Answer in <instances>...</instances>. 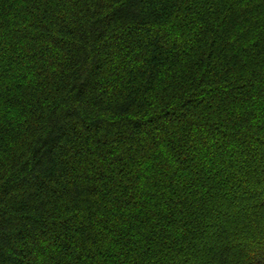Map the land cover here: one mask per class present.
I'll list each match as a JSON object with an SVG mask.
<instances>
[{
	"label": "trees",
	"instance_id": "trees-1",
	"mask_svg": "<svg viewBox=\"0 0 264 264\" xmlns=\"http://www.w3.org/2000/svg\"><path fill=\"white\" fill-rule=\"evenodd\" d=\"M0 264H264V0H0Z\"/></svg>",
	"mask_w": 264,
	"mask_h": 264
}]
</instances>
